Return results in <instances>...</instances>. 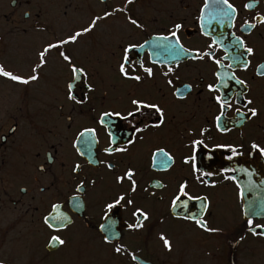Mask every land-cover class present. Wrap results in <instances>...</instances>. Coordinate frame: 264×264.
Masks as SVG:
<instances>
[{
    "label": "flooded vegetation",
    "instance_id": "obj_1",
    "mask_svg": "<svg viewBox=\"0 0 264 264\" xmlns=\"http://www.w3.org/2000/svg\"><path fill=\"white\" fill-rule=\"evenodd\" d=\"M11 1L26 22V55L8 60L6 71L38 78L23 84L0 75L15 85L0 91V218L7 234L0 264H255L240 261L246 249L264 252V236L253 235L247 220L254 227L264 217H244L240 184L248 197L263 186L253 174L264 167V0H228L230 15L208 0L203 19L205 0H70L68 36L100 19L75 42L51 49L36 73L39 52L68 37L56 32L60 0L36 12L31 0ZM45 29L48 39L38 43ZM129 44L136 47L125 77L119 63ZM61 51L83 68L80 80H71ZM136 75L139 81L130 78ZM132 99L161 112L142 108L145 115L125 119ZM114 112L121 116L101 115ZM129 169L131 178L124 175ZM55 217L67 218L63 227ZM138 220L141 227H129ZM53 236L64 243L50 245Z\"/></svg>",
    "mask_w": 264,
    "mask_h": 264
},
{
    "label": "snow or ice",
    "instance_id": "obj_2",
    "mask_svg": "<svg viewBox=\"0 0 264 264\" xmlns=\"http://www.w3.org/2000/svg\"><path fill=\"white\" fill-rule=\"evenodd\" d=\"M217 3H222L224 5L227 6V10H230L227 11L225 10V14L227 15H230L231 13H234L235 12V9L232 7L231 4H228V0H216ZM251 5H245V7H250ZM208 7V0H205V4L203 6V8L201 9V19H203V12H204V9H206ZM110 13L109 12H105L104 13V16L107 17L109 16ZM100 19V17H96L93 19L92 23L88 25V27L86 28H83L81 31H78L72 35H69L66 39H63V40H59L56 44H53V43H49L47 44L42 51L39 52L38 54V58H39V64L36 66V68L33 69V73H36L37 70L46 64V59H45V56L46 54L53 48H57L61 45H65V44H68L70 42H75L77 40V38L82 35L83 33H87L89 32L96 24V21ZM132 24L136 25L137 24V21L136 20H131L130 21ZM247 23V22H246ZM174 27L176 29H179L181 27L180 24H176L174 25ZM170 36L172 37H176V32L175 31H172L169 33ZM161 39H167V37H161ZM213 43H215V41H213ZM176 44L177 46H179V40L177 39L176 40ZM240 46L243 47L244 46V43L243 41L241 40L240 41ZM136 47V45H132V44H129L128 46L124 47L123 48V61L121 63H119V73L125 77H128V73L126 72V61L128 60V53H129V50ZM212 45H209V48H211ZM180 52H183L185 51L182 46L179 47L178 49ZM246 52L247 54L251 55L253 53V49L252 48H247L246 49ZM60 57H62L63 61L67 62V65L69 67V70H70V73H71V80L72 81H78L80 80L83 76H84V70L83 68H78L76 67L72 61H71V57L69 55H67L65 52L61 51L59 53ZM205 55H208L209 58H212L211 55L209 53H205ZM238 59V58H237ZM217 65H219V61H216ZM248 66V63L247 61H244L243 63V67H247ZM144 71L148 74V75H152V71L151 69H148V68H144ZM169 71H171V69H169ZM0 75L4 76V77H7V78H10L11 80L13 81H16V82H19V83H23V84H27L29 81H35L38 77L36 74H33V75H30L28 76L27 78H24V77H21V76H18V75H14L8 71H5L2 67H0ZM219 75V74H217ZM131 79H134L136 81H139L141 79V77L139 75H136V76H133V77H130ZM233 79H235V77H233ZM237 83H243V81H240V80H237ZM68 99L69 100H74L75 97L72 95V87H73V84L72 83H69L68 84ZM208 88H209V91H212L214 89V85H208ZM216 101L218 103L221 102V98L219 96L215 97ZM80 101H77V103H79ZM248 103H251V101H248ZM131 104L134 106V110L133 111H128L127 112V116L126 117H123L125 119H127L128 117H133L134 115L136 114H140V115H145L144 113L141 112V109L142 108H152L155 110L156 113H160L161 112V109L156 105V104H147L145 103L144 101L142 100H138V99H132L131 100ZM224 105L221 104V107H223ZM248 111L250 112V114L252 116H255L256 115V109L254 108H250L248 109ZM102 116H107V115H115L117 117H120L121 116V113L120 112H114V113H102L101 114ZM218 119V118H217ZM161 123H162V116H161ZM155 126H159V125H155ZM147 127V125H146ZM85 131H89V130H85ZM137 132H140L141 129L140 128H137L136 129ZM129 143H131L132 141L129 140L128 141ZM193 145L197 144V143H202V141H193L192 142ZM230 147V146H229ZM253 148H257L258 146L256 144H253L252 145ZM115 151H124V149H114ZM105 151H109V149H105ZM157 151L159 152H163L162 149H158ZM262 152H264V149H261ZM155 155V153H154ZM165 156H167L166 153H164ZM233 155H236V152L235 150H233ZM168 159H171L170 157H168ZM192 158L191 157H185V160H184V163H189V161L191 160ZM111 167V165H109ZM79 165L76 166V168H78ZM74 171L76 170L75 168L73 169ZM193 171H196V167H195V164H193ZM125 176H127L128 178H131V175H132V172H131V169H129L128 172H126L124 174ZM121 179V177H117V180L119 181ZM185 187L186 185L184 183H181L179 185V193L182 194V195H185L187 196V193L185 192ZM178 196H174L173 197V200H172V204L173 206L176 205L177 203V200H178ZM123 199V197H118L117 200L115 201V203H119V201ZM189 199H201L200 197H189ZM129 203H131V201H129ZM53 209H55L57 206L56 205H53L52 206ZM107 208H112L113 205L112 204H108L106 205ZM207 208V202H206V198H205V203L202 205V209H206ZM137 212H140V209H137ZM133 215H136V213H134ZM142 216L144 219H147V215L146 214H143L142 213ZM185 219H190V220H193L194 223L200 227V228H203L209 232H214V231H217V229H213V228H207L206 226V223L202 220V219H197L196 217H193V216H186L184 217ZM55 219L57 220V223L63 227L64 226V223L63 221L66 220L67 218L66 217H55ZM44 222L45 224L48 226V227H53L52 224L49 223V217H45L44 218ZM247 224L249 226L248 230L250 232L253 233V235H261V236H264V232H259L257 233L255 231V229H259V228H264V225H260V224H256L254 227H253V220L251 218H249L247 220ZM141 223L140 221L138 220L137 223L135 225H129L130 228L132 227H136V228H139L141 227ZM161 239H164L163 236L161 237ZM105 242H108V236H105ZM53 243H59V244H63L64 241L61 240L58 236H53L51 237V239L49 240V244H53ZM164 245L166 248H170V244H169V241L167 239H164ZM116 252H120L121 251V248L120 247H117L115 249Z\"/></svg>",
    "mask_w": 264,
    "mask_h": 264
},
{
    "label": "rangeland",
    "instance_id": "obj_3",
    "mask_svg": "<svg viewBox=\"0 0 264 264\" xmlns=\"http://www.w3.org/2000/svg\"><path fill=\"white\" fill-rule=\"evenodd\" d=\"M18 2L25 0H17ZM32 3L30 5L32 12H36L38 9L52 7L50 2L52 0H31ZM70 0H60V15L57 18L55 25L60 27L57 28L56 32H59L60 37L63 38L68 36L70 25L69 20L72 14L71 6L68 5ZM10 0H0V67H2L5 71L6 68L9 69L7 61L8 60H16L20 56L26 55L24 51V38L20 32L21 26L25 25L26 22L19 16L18 12L16 14L13 13V10L9 6ZM79 13V12H78ZM4 15L6 17H4ZM47 31L43 33H39L36 36L35 41L47 40ZM35 48V47H34ZM36 54V52H34ZM30 54V52H28ZM33 54V53H31ZM11 58H5V57ZM20 60V59H18ZM23 60V59H22ZM15 64V63H14ZM6 67V68H5ZM23 70V68H21ZM20 69V70H21ZM15 88V85L11 84L7 79L0 78V91L5 92V89ZM4 220L0 218V246H7V234L4 232ZM253 240V238H252ZM244 258L240 260L241 262H251L255 264H264V252L260 251H246L244 252Z\"/></svg>",
    "mask_w": 264,
    "mask_h": 264
},
{
    "label": "water",
    "instance_id": "obj_4",
    "mask_svg": "<svg viewBox=\"0 0 264 264\" xmlns=\"http://www.w3.org/2000/svg\"><path fill=\"white\" fill-rule=\"evenodd\" d=\"M15 0L11 1L13 5ZM255 173L253 174V183H262L263 186H256L249 193L253 196L248 197L244 184H240L241 193L243 197V213L244 217L248 218L251 216L264 217V167L255 166ZM257 233L264 232V228L255 229Z\"/></svg>",
    "mask_w": 264,
    "mask_h": 264
}]
</instances>
